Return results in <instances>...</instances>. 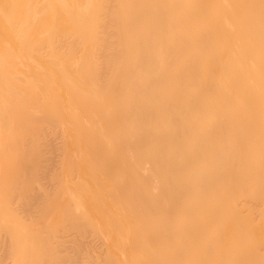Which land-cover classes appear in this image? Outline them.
I'll use <instances>...</instances> for the list:
<instances>
[{
    "label": "bare ground",
    "instance_id": "bare-ground-1",
    "mask_svg": "<svg viewBox=\"0 0 264 264\" xmlns=\"http://www.w3.org/2000/svg\"><path fill=\"white\" fill-rule=\"evenodd\" d=\"M0 22L23 264H119L110 235L139 264H264V0H0Z\"/></svg>",
    "mask_w": 264,
    "mask_h": 264
},
{
    "label": "rangeland",
    "instance_id": "rangeland-1",
    "mask_svg": "<svg viewBox=\"0 0 264 264\" xmlns=\"http://www.w3.org/2000/svg\"><path fill=\"white\" fill-rule=\"evenodd\" d=\"M4 21V20H3ZM1 23V22H0ZM0 26H4L2 23L0 24ZM2 29V28H1ZM0 40H3V44L4 45H11V47H12V49L15 47V45L14 44H11V43H13L14 42V40L12 41V36L10 35V33L8 34L4 29H3V32H1L0 31ZM8 37V38H7ZM5 40H4V39ZM8 39V40H7ZM8 42V43H7ZM1 45V44H0ZM6 46H0V48L1 47H4L3 49V52H1V50H0V52H1V54H2V56L4 55L5 56V53L7 52L6 50H7V48L8 47H6ZM11 47L9 46V48L11 49ZM259 163H261V162H259ZM60 179V178H59ZM251 190H252V187H250L249 188V193H250V198L249 197H247L246 195H248V193H247V190H246V192H244V193H239L238 194V196H239V198L240 199H247V200H251V202H252V204H253V207H256L257 208V206H256V204L258 203L257 202V200L255 199V197L251 194ZM230 196H233V195H230ZM66 201V198H64V196L62 197V196H59V197H57V201H56V203H57V207H60L64 202ZM259 204V208L261 207V203L259 202L258 203ZM106 208H104L106 211H110V206L109 205H107V206H105ZM73 211V210H72ZM14 211L13 210H9L8 212H6V215H8L9 213H13ZM74 212V211H73ZM15 213V212H14ZM53 214H52V216L54 215V217H55V215H56V217H57V214L56 213H58V209H55L53 212H52ZM84 214H86V216H87V218L89 219V222H91L92 223V225L94 226V227H100V228H103V226H102V224L98 221V220H96L95 218H91V216H90V214L88 213V212H83ZM18 214V213H17ZM12 215V214H11ZM10 215V216H11ZM19 216H20V214H18ZM17 215L16 214H14V216H13V219H15L16 220V218H14V217H16ZM55 217V218H56ZM12 218V217H11ZM0 219H1V217H0ZM15 220H13V221H15ZM9 221L12 223V221L11 220H7V222H8V225L9 224H11V223H9ZM258 222V220H256L255 219V214L254 215H252V223L253 224H255L256 225V223ZM3 223V224H2ZM13 223H15V222H13ZM17 223V222H16ZM129 222H127V224H125L126 226H122V229H121V231H126V233L127 232H131L130 230L131 229H133V228H131L130 229V227L131 226H133L134 224H132L131 225V222L128 224ZM4 225V226H3ZM7 224L3 221V222H1L0 221V228H2V229H4L5 228V226H6ZM17 224H11V225H9V226H6V228L7 229H5V230H7L6 231V239H7V245H8V247H7V252H6V254L4 255V256H1L0 257V264H23V261H24V263H25V257H24V253H21L23 250H22V246L23 245H21V243L23 244H25V242H24V240H23V238L21 237V235L19 234L20 233V231H19V229L22 231L23 229H21L20 228V226H19V228H17L18 226H16ZM36 225H40V224H36ZM16 226V227H15ZM31 226V225H30ZM55 226V225H54ZM4 227V228H3ZM128 227V229L129 230H126V228ZM124 228H125V230H124ZM26 229V228H25ZM16 231H18L19 233H16ZM0 233H3V232H1L0 231ZM23 233V232H22ZM134 234V233H133ZM113 235H110V239L112 238V240L110 241V243H112V246L114 247L113 248V250H114V253H113V256L115 257V258H117V259H120L121 258V260H123V262L121 261V260H117L118 262L119 261H121V262H119V264H127L126 262L127 261H130L131 259H128V258H133L134 256H136L137 257V255H135V254H131V256H130V253H129V251H130V249L132 248H129V247H127V249H126V247H125V249H123V252L121 251V250H118L119 249V246H118V244H116L117 243V238L116 239H114L113 237H112ZM19 237H20V239H22V242H19L20 241V239H19ZM132 237V236H131ZM114 240V241H113ZM119 242V241H118ZM20 243V244H19ZM27 244V243H26ZM121 245V244H120ZM118 247V248H117ZM122 246H120V248H121ZM124 247V246H123ZM133 249V248H132ZM112 250V251H113ZM116 250V251H115ZM124 250H126V251H128V253H129V256L127 257V255H126V257H124V258H126L125 260H127L126 262H125V260L124 259H122V254L123 253H126V251H124ZM21 253V254H20ZM127 253V254H128ZM115 254V255H114ZM125 255H123V256H125ZM133 255V256H132ZM55 256H57V254L55 253V252H53L51 255L49 254V256H48V258L50 259H52L51 261L53 262V261H57V257H55ZM87 256H88V254H82V260H85V261H87L86 259H87ZM21 257V258H20ZM23 258V259H22ZM55 258V259H54ZM134 259H135V257H134ZM171 260H172V257L170 258ZM174 260H175V262H177L176 261V258L174 257L173 258ZM174 260L172 261V262H174ZM85 261H84V264H87V262L85 263ZM139 260H138V257H137V259L135 260V261H133L132 262V260L130 261V262H132V263H137V264H139V262H138ZM125 262V263H124ZM130 262H128V264L130 263ZM179 262V261H178ZM177 262V264H181V263H178ZM83 263V262H82ZM131 263V264H132ZM153 264V263H152ZM173 264V263H172ZM175 264V263H174Z\"/></svg>",
    "mask_w": 264,
    "mask_h": 264
}]
</instances>
